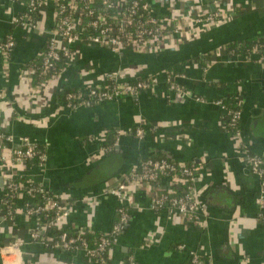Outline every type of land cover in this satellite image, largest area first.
Listing matches in <instances>:
<instances>
[{
	"label": "crops",
	"instance_id": "1",
	"mask_svg": "<svg viewBox=\"0 0 264 264\" xmlns=\"http://www.w3.org/2000/svg\"><path fill=\"white\" fill-rule=\"evenodd\" d=\"M148 2L157 16L175 21L220 12L225 18L208 26L190 21L178 34L156 41V50L113 53L77 44L68 66L40 89L30 67L40 62L58 0H45L35 27L15 22L24 4L0 0V44L8 36L15 41L7 62L0 51V135L13 139L7 147L0 139V178L9 173L40 184L68 212L65 228L110 235L119 225L120 205L108 191L142 161L164 157L196 169L191 186L201 210L193 218L155 211L146 190L129 187L131 207L109 251L110 264H130V258L133 264H189L192 252L213 264H264L260 179L241 154L247 147L264 160V63L226 48L234 40L264 36V0ZM113 72L156 84L137 97L94 107L74 110L59 102L61 92L103 86ZM218 100L241 109V139L225 127ZM24 138L43 147L44 166L12 161L11 148ZM159 185L162 192L172 188L164 176ZM4 194L3 184L0 264H90L83 250L66 253L32 241L26 197L16 201L9 219L2 211Z\"/></svg>",
	"mask_w": 264,
	"mask_h": 264
},
{
	"label": "built area",
	"instance_id": "2",
	"mask_svg": "<svg viewBox=\"0 0 264 264\" xmlns=\"http://www.w3.org/2000/svg\"><path fill=\"white\" fill-rule=\"evenodd\" d=\"M22 3L26 11L19 15L15 22L24 26L35 27L37 21L34 16H38L45 0H10ZM101 3L102 8L98 10L95 5ZM24 9V10H25ZM224 17L223 13L203 16L198 18L175 21L174 18H161L152 10L148 0H58L57 18L54 22L53 30L50 32L45 50L42 52L40 62L32 64L30 71L35 77L36 74L42 78V82L37 84L38 88L49 81H53L59 75L57 63L63 57L70 61L73 59V46L86 43L89 46L108 49L113 53H119L129 48H151L156 50V41L165 37L178 34L181 30L193 22L197 26H208ZM223 18V19H224ZM220 21V20H219ZM91 28L94 32L87 33ZM15 41L12 36L0 44L2 57L7 62L14 50ZM72 48V49H71ZM260 49L255 46L249 53V57L258 56V61L264 63V53H259ZM174 78L170 79L173 83ZM106 83L103 86L87 87L83 91L71 93L67 96L65 106L69 109H80L84 107H94L107 101H113L125 96L137 97L141 93L150 90L156 80H141L136 84L120 77L118 72L108 73L105 76ZM175 84V83H174ZM173 84V87H174ZM178 93H185L179 86L174 87ZM197 101L201 98L195 97ZM223 112V122L228 131L238 139H241L243 131L241 128L242 111L240 108L227 107L223 101H215ZM137 135L142 138L144 132L138 128ZM5 147L12 143V137L0 135ZM38 146L28 138L21 139L18 148H11L12 161L25 165L27 161L37 158L38 166H44L46 153L41 152ZM242 159L248 164L250 171L260 179V192L257 204L260 209L261 221L264 223V160L258 156L250 154L247 147H242ZM4 164L5 159H2ZM195 170L193 167L180 165L167 159L142 161L131 175L123 180L119 185L108 191V194L115 197L119 202V214L121 224L128 217V209L131 207L129 200V187L136 186L148 192L151 199V207L155 211H167L171 214L195 217L201 210L199 202L195 199L193 188L189 185L194 181ZM167 177L172 188L162 192L159 185L161 177ZM12 174L7 173L4 179L5 196L9 205H13L22 197L33 199L36 193H46L41 187H35L32 182L23 180V183L16 182ZM187 188V192L183 193ZM183 193V194H182ZM46 203L43 206L34 208L29 202L25 203L26 214L32 218L33 226L30 229L32 241L47 248L60 249L69 253L76 250H83L90 258V264H106L105 256H109L112 244L116 240L120 224L115 226L112 234L102 237L96 249H88L87 246H76V239L69 238L65 233L58 237H53L50 232L53 227L59 229L64 227L68 212L61 209L57 202L47 194L44 195ZM13 209L12 207L10 208ZM54 212L52 217L48 212ZM7 218V217H6ZM193 263L198 264L199 255L192 252ZM130 258V264H133ZM213 264V263H211Z\"/></svg>",
	"mask_w": 264,
	"mask_h": 264
},
{
	"label": "trees",
	"instance_id": "3",
	"mask_svg": "<svg viewBox=\"0 0 264 264\" xmlns=\"http://www.w3.org/2000/svg\"><path fill=\"white\" fill-rule=\"evenodd\" d=\"M24 1L27 2V0H24ZM95 8L97 10L99 8H102L101 3L98 2V4L95 5ZM25 11H26V9L24 11H22L21 14H23ZM34 18H35V21H37L38 17L34 16ZM89 32H94V30L91 28H88L87 33H89ZM82 44L87 45L85 42ZM255 46L259 47V49H260L259 53H264V36H252V37H245L242 39L234 40V41L229 42L227 44L226 48L230 54L237 55V56H240V55L241 56H248L249 53L251 52V50ZM69 62H70V60L68 58L63 57L62 60L59 63H57L59 74H60L61 70H63L64 68H66L68 66ZM36 64H38V63H36ZM34 81L36 84H39V82H42V78L39 77L38 74H36L34 77ZM138 81H141V80H138ZM138 81L137 80L132 81L131 83L136 84ZM78 91H79L78 89H74V90H66L64 92H61L59 94V102L61 104H66L67 96L71 93H77ZM223 103L227 107L236 108L235 106L233 107L228 101H223ZM37 148L39 151L45 152L43 147L38 146ZM151 159L160 160V159H166V158H164V157H157V158L151 157ZM27 163L38 165L39 160L37 158H35L33 160L27 161ZM15 181L23 183L22 179H17ZM191 184L192 183H190L189 185H191ZM32 185L35 187L41 188L40 184L32 183ZM185 192H187V188L185 189V191L183 193H185ZM45 194L50 196L47 192L44 194L43 193H36L35 195H33V197H32L33 199H31V200L26 199L24 203L29 202L31 204V206L34 208H37L38 206H43L46 203V200L44 197ZM1 205H2V211L5 214V216L7 218L11 219L13 217V210L17 204L13 203V205H9V203L7 201V197L4 195L3 199L1 201ZM11 207L13 208L12 210L10 209ZM48 214L50 217H52L54 215V212L50 211V212H48ZM119 216H120V214H119ZM121 221L122 220H121V216H120L119 224H121ZM63 233H65L69 238L76 239V241H77L76 246L82 247L85 245V246H87L88 249H91V250L96 249L98 247L102 237L108 236L105 234L100 235V234H97V233H94V232L88 231V230H82L81 232H76L73 229H68L65 227H62L59 229L53 227L51 232H50V235L55 238V237H58L60 234H63ZM104 256H105L106 264H110L109 256H106V255H104ZM193 260H194L193 255H190L189 264H194ZM211 263H212V260L207 256H199V258H198V264H211Z\"/></svg>",
	"mask_w": 264,
	"mask_h": 264
},
{
	"label": "water",
	"instance_id": "4",
	"mask_svg": "<svg viewBox=\"0 0 264 264\" xmlns=\"http://www.w3.org/2000/svg\"><path fill=\"white\" fill-rule=\"evenodd\" d=\"M3 180H4V178L1 177V178H0V186H2V185L4 184Z\"/></svg>",
	"mask_w": 264,
	"mask_h": 264
}]
</instances>
